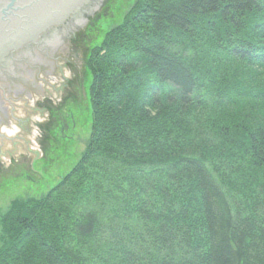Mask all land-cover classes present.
<instances>
[{
  "label": "trees",
  "instance_id": "trees-1",
  "mask_svg": "<svg viewBox=\"0 0 264 264\" xmlns=\"http://www.w3.org/2000/svg\"><path fill=\"white\" fill-rule=\"evenodd\" d=\"M132 13L89 56L88 149L14 203L0 264H264V0Z\"/></svg>",
  "mask_w": 264,
  "mask_h": 264
},
{
  "label": "water",
  "instance_id": "water-1",
  "mask_svg": "<svg viewBox=\"0 0 264 264\" xmlns=\"http://www.w3.org/2000/svg\"><path fill=\"white\" fill-rule=\"evenodd\" d=\"M102 2L0 0V89L25 87L18 96L2 91L11 103L0 119V198L41 174L60 152L80 51ZM40 43L54 50L47 47L35 64Z\"/></svg>",
  "mask_w": 264,
  "mask_h": 264
},
{
  "label": "rangeland",
  "instance_id": "rangeland-1",
  "mask_svg": "<svg viewBox=\"0 0 264 264\" xmlns=\"http://www.w3.org/2000/svg\"><path fill=\"white\" fill-rule=\"evenodd\" d=\"M137 1L103 0L80 51L72 109L60 152L41 174L0 198V249L6 247L9 239L5 224L9 225L11 217L16 216L13 214L15 211L9 216L14 203L23 204L22 202L29 199L45 196L80 161L88 149L93 131L89 93L91 80L88 71L89 56L94 47L108 40L115 28L129 19L132 21L131 19L134 18L132 8ZM189 53L193 52L189 51ZM6 228L8 229V226Z\"/></svg>",
  "mask_w": 264,
  "mask_h": 264
},
{
  "label": "flooded vegetation",
  "instance_id": "flooded-vegetation-1",
  "mask_svg": "<svg viewBox=\"0 0 264 264\" xmlns=\"http://www.w3.org/2000/svg\"><path fill=\"white\" fill-rule=\"evenodd\" d=\"M69 28L70 27H64L63 28L64 31H66L65 32V36H68V33L70 32ZM47 47H48V49L49 48L51 49L50 51L54 50L53 49L54 48L53 44H49L48 46L43 45L41 43L38 44V45L34 44V50H36V55H35V62L36 63L35 64H37L39 62H40L39 64H42L41 63V59L38 58V54L41 55L42 53H47V51H49V50H47ZM68 50L69 49H65L64 52L67 53ZM73 54H76V52H73ZM27 72H29V77H31V78L33 77L34 78V72L35 71L34 72L32 71V73L30 71H27ZM17 76H19V75H17ZM1 88H2V86H1ZM5 88L7 89V91L4 90V89H0V119H3V117L1 116L2 114L3 115H5V114L8 115V113H7L8 107L6 106L7 105L6 102L8 101L9 103H11L10 98H7L2 91H4L5 94H6V92H7V94L8 93L9 94H13V96L14 95L18 96L21 92L25 91V87L23 88V85H20V84H14V87L7 86ZM27 94H28V92H27Z\"/></svg>",
  "mask_w": 264,
  "mask_h": 264
},
{
  "label": "bare ground",
  "instance_id": "bare-ground-1",
  "mask_svg": "<svg viewBox=\"0 0 264 264\" xmlns=\"http://www.w3.org/2000/svg\"><path fill=\"white\" fill-rule=\"evenodd\" d=\"M89 35V34H88Z\"/></svg>",
  "mask_w": 264,
  "mask_h": 264
}]
</instances>
